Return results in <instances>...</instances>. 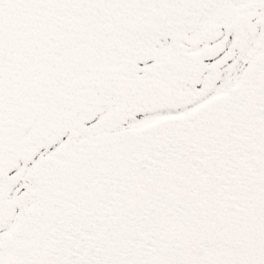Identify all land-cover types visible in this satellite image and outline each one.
<instances>
[{"label": "snow or ice", "instance_id": "1", "mask_svg": "<svg viewBox=\"0 0 264 264\" xmlns=\"http://www.w3.org/2000/svg\"><path fill=\"white\" fill-rule=\"evenodd\" d=\"M0 264H264V0H0Z\"/></svg>", "mask_w": 264, "mask_h": 264}]
</instances>
